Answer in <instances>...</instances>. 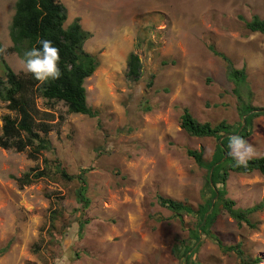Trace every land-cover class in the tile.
I'll use <instances>...</instances> for the list:
<instances>
[{"label": "rangeland", "instance_id": "rangeland-1", "mask_svg": "<svg viewBox=\"0 0 264 264\" xmlns=\"http://www.w3.org/2000/svg\"><path fill=\"white\" fill-rule=\"evenodd\" d=\"M60 1L65 27L78 18L91 33L84 49L99 67L85 87L99 115H70L61 102L51 108L39 100L41 111L59 116V128L49 134L52 148L35 160L30 150L0 147V264H184L175 249L188 240L195 219L175 216L160 198L194 208L203 203L207 172L187 150H202L209 161L217 140L190 136L180 119L187 108L201 124L242 122L226 65L211 48L247 69L253 105L264 108V36L246 28L254 15L264 19V0ZM16 2L0 0V41L10 67L26 73L11 52ZM132 52L142 62L137 82L127 76ZM8 114L0 101V135ZM251 128L254 157L264 156V117ZM56 159L70 175L87 170L88 208L77 202L78 182L56 172ZM45 160L51 176L20 188L17 178ZM226 189L237 208H252L264 202V174L231 173ZM249 218L256 229L238 226L220 207L213 231L225 246H240L247 260L264 264V210ZM193 259L242 264L206 236Z\"/></svg>", "mask_w": 264, "mask_h": 264}, {"label": "trees", "instance_id": "trees-1", "mask_svg": "<svg viewBox=\"0 0 264 264\" xmlns=\"http://www.w3.org/2000/svg\"><path fill=\"white\" fill-rule=\"evenodd\" d=\"M67 19V8L60 0H17L16 2L10 27L11 52L22 58L25 51L39 47V40H50L60 49L62 75L58 80L40 83L30 73H16L7 63L6 51L0 41V66L4 72L3 75L0 74V101L5 103L6 108L12 113L3 117L0 147L5 150L19 153L30 150V157L38 160L44 151L52 148L49 134L59 128V123H54L59 116L54 112L41 111L38 108L39 100H43L51 108L55 103L61 102L67 107L70 115L82 114L93 118L99 115L97 110L89 106L85 87V81L99 67L97 58L84 49L91 33L83 29L80 19L74 20L71 25L65 27ZM246 28L250 33L264 35V19L254 15L246 22ZM211 49L226 65L227 77L233 85V94L238 102L237 111L242 122L237 127L226 121L216 125L201 124L190 110L185 108L180 119L181 128L192 137L217 140L216 149L209 161L205 159L202 150H187V155L207 172L203 190L204 201L194 208L184 202L161 197L160 204L175 216L187 215L195 219V227L190 230L188 240L184 241L180 248L175 249L177 258L184 264H198L193 257L202 245L203 236L214 240L225 252L237 253L242 264H260L261 258L247 260L240 246H225L213 231V227L222 207L238 226L257 228L249 217L263 211L264 202L249 209L237 208L236 202L227 197L226 187L231 173L264 174V156L253 157L247 167H238L228 155L230 150L227 144L233 135H239L248 141L253 133L251 128L253 120L264 117V108L253 105L247 69L235 67L226 54ZM127 68V76L131 81L137 82L141 79L142 62L137 53L132 52L129 55ZM44 164L43 167L34 168L17 178L20 188L49 178L53 165L62 179L78 182L77 202L81 203L83 208L90 206L86 169L81 170L77 175H70L61 167L58 159L54 160L52 165L48 160H45ZM58 217L59 215L54 213L51 215L53 221ZM83 227L84 224H81V228Z\"/></svg>", "mask_w": 264, "mask_h": 264}, {"label": "clouds", "instance_id": "clouds-1", "mask_svg": "<svg viewBox=\"0 0 264 264\" xmlns=\"http://www.w3.org/2000/svg\"><path fill=\"white\" fill-rule=\"evenodd\" d=\"M38 45L39 47H32L24 52L21 58L24 71L30 73L40 83L60 79L62 75L60 49L47 39L39 40ZM227 148L230 150L228 155L232 157L238 167H247L255 155L253 146L239 135H233L229 138Z\"/></svg>", "mask_w": 264, "mask_h": 264}]
</instances>
